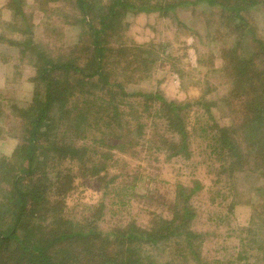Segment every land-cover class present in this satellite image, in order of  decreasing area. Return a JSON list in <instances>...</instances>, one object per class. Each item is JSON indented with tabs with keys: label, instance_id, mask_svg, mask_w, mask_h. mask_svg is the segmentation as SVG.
Segmentation results:
<instances>
[{
	"label": "trees",
	"instance_id": "1",
	"mask_svg": "<svg viewBox=\"0 0 264 264\" xmlns=\"http://www.w3.org/2000/svg\"><path fill=\"white\" fill-rule=\"evenodd\" d=\"M19 1L11 0L9 5ZM58 1H71L77 6L78 22L85 29L83 43L76 50L81 55L53 60L32 44L31 37L10 41L18 52L14 57L16 66L29 65L33 72L30 80L35 95L26 109L12 106V112L24 122L23 134L17 138L13 155L0 157V250L5 254L0 264H164L155 256L165 252L167 243L179 245L185 241L186 246H191L200 238L189 226L195 216L189 200L197 187L188 192L177 189L168 212L171 217L153 218L148 228H140L134 222L103 228L99 220L92 224L64 217L62 202L74 188L72 174L90 172L97 176L100 171L109 170L112 156L108 157V151L115 146L105 142L126 140L144 128L132 110L134 107L123 109L127 105L130 108L127 99L131 97L142 100L145 110L152 108V101L160 102L155 105L153 117L157 116L163 126L165 136L161 142L168 152H173L170 157L187 159L191 154L189 136L198 133L199 139L208 143L209 159L219 161V175L228 174L230 181L244 186V177H249L246 173L264 172V38L256 36L249 15L264 12V0H173L167 5L166 0H159L152 6L151 0H131L130 4L126 0H107L95 10L99 0L48 3ZM185 4L208 10L206 22L212 21L221 28L227 25L234 36V42L222 53L221 66L209 68L204 79L211 78L208 73L220 76L223 95L209 97L204 91L177 104L160 100L158 94L128 92L124 87L130 79L127 71L134 75L141 64L154 63L148 57L152 49L128 47L121 40L123 17L129 12L167 14ZM22 32L29 33L27 29ZM249 32L250 49L245 51L242 43ZM111 36L115 40L110 41ZM138 54L146 60L138 59ZM198 57L199 65L205 67L208 62L204 56L199 53ZM122 77L126 80L121 81ZM212 109L219 113L218 117L213 116ZM118 143L122 150L125 144ZM116 179L113 176L110 182ZM241 190L234 193L240 195ZM258 204L248 205L257 208L254 216L264 213V204L259 205L261 210ZM99 210H104L102 203ZM250 229L261 232L256 224L241 230L242 235H248ZM258 239L253 242L255 248H247L249 252L239 255V261L264 263V248ZM200 246L183 248V256L195 255L201 264Z\"/></svg>",
	"mask_w": 264,
	"mask_h": 264
},
{
	"label": "rangeland",
	"instance_id": "2",
	"mask_svg": "<svg viewBox=\"0 0 264 264\" xmlns=\"http://www.w3.org/2000/svg\"><path fill=\"white\" fill-rule=\"evenodd\" d=\"M10 1L0 0V157L6 158L13 155L17 138L23 134L24 127L18 114L12 112V106L26 109L32 104L35 95V86L30 80L33 72L29 65L22 68H19L20 65L16 66L14 57L18 52L10 41L31 37L32 44L40 47L43 54L53 60H63L71 55H81L76 50L83 43L82 31L85 30L78 22L80 17L74 2L58 1L56 4H49L50 0H20L16 5L10 6ZM106 1L99 0L94 10ZM126 2L130 4L131 0ZM157 2L159 0H151L150 6ZM169 2L173 0H166V5ZM15 8L22 14L16 12ZM122 10L124 9H120L121 12ZM208 12L185 4L169 10L167 14H126L122 20L125 28L120 34L121 40L128 47L152 49L148 57L154 63L141 64V69L134 75L128 70L127 79H130L128 84H124L126 90L134 94H158L160 100L177 104L198 97L204 91L209 97L214 95L218 98L223 95V80L220 76L208 73L211 78L204 79L209 68L221 66L222 53L234 42V36L227 25L226 29L211 23L212 21L206 22L209 19ZM249 15L254 23L256 36L264 38V12L255 11ZM16 25L22 31L27 29L29 33L24 34ZM249 34L250 32L242 43L245 51L250 49ZM111 37L108 38L110 41L115 40L114 36ZM199 53L208 62L205 67L198 63ZM138 59L146 60V57L142 58L138 54ZM115 73L113 72L114 75ZM120 80L126 79L122 77ZM197 82L200 85L196 87ZM142 102L131 97L127 99V104H131L130 108L127 105L123 109L128 111L134 107L132 110L137 113L135 115L139 116V122L144 124V128L137 130L126 140L119 138L121 144H125L122 150L118 148L120 143L117 144L120 141L109 138L105 142L115 146V149L108 151V157H112L108 160L110 162L107 167H112L100 171L97 176H92L90 172L72 174L74 188L62 202L64 217L75 222L87 220L92 224L99 220L98 224L103 228L125 226L128 222H134L136 226L145 229L150 227L153 218L171 217L168 212L177 189L188 192L197 187L189 200L195 210L189 226L200 235L199 240L193 241L191 246H186L185 241L179 245H173L171 241L165 245L164 253L161 252L162 247H159L161 254L159 258L155 256V259L164 264H198L195 255L187 253L185 258L183 255L186 254H182V249L201 245L198 252L201 264H214L216 261L221 264H245L246 260L239 261L238 257L248 251L247 248H255L254 240L259 238L257 242L264 248V213L254 216L257 208H253L255 205L248 206L259 203L256 205L259 207L264 201V172L259 170L260 173H254L252 170L251 174L246 173L249 177H244L246 185H241L244 187L242 191L241 186L230 181L228 174L219 175V161L209 159L206 150L208 143L199 139L201 137L198 133L189 136L191 154L187 159L170 157L173 152H168L161 142V138L165 136L163 126L157 116L153 117L155 105L160 102L152 101V108L149 110L144 109ZM212 111L213 116L218 117L219 113L215 109ZM219 118L223 121L222 117ZM156 124L157 127L153 126ZM156 148L160 151L156 152ZM75 171L77 170L73 172ZM113 176L117 179L110 182ZM239 190L242 191L240 195L234 193ZM101 203L104 206L102 211L99 210ZM256 224L261 231L259 234L255 233V229H250L248 235L245 232L242 235L241 230L253 228ZM0 252V262H3L4 250L1 249ZM258 263L264 264L261 261Z\"/></svg>",
	"mask_w": 264,
	"mask_h": 264
}]
</instances>
